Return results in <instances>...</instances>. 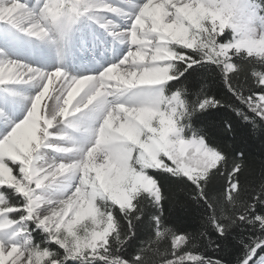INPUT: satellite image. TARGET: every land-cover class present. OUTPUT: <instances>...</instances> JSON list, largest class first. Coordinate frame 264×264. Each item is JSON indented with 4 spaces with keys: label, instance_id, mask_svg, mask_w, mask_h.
<instances>
[{
    "label": "snow or ice",
    "instance_id": "obj_1",
    "mask_svg": "<svg viewBox=\"0 0 264 264\" xmlns=\"http://www.w3.org/2000/svg\"><path fill=\"white\" fill-rule=\"evenodd\" d=\"M226 109L264 130V0H0V264H233L163 179L214 251L264 264V175Z\"/></svg>",
    "mask_w": 264,
    "mask_h": 264
},
{
    "label": "trees",
    "instance_id": "obj_2",
    "mask_svg": "<svg viewBox=\"0 0 264 264\" xmlns=\"http://www.w3.org/2000/svg\"><path fill=\"white\" fill-rule=\"evenodd\" d=\"M196 84L194 91H198L200 87H207L213 94L220 92L222 89L221 82L214 73L197 74L189 84ZM221 117H226L236 121V132L234 136L228 137L224 143L235 149L240 148L246 152L248 171L246 173L249 188H258L262 175H264V130L257 128L255 130L249 128L244 122L239 121L231 113L230 109H226ZM165 189L170 197L171 203L167 205V215L169 219L179 220L184 226L187 233L192 234L195 239L193 243L201 250H207L210 255L223 257L226 261L235 260V249L232 246L225 248L223 252L214 251V246L209 245V236H201L202 231L200 225L204 209L194 204L189 195L190 189L184 186L174 184L168 179H163ZM236 231H241L237 229ZM147 229L142 230L139 234L137 246L143 244L147 239ZM215 239V237H211ZM131 251V250H130ZM134 255L135 253L132 252Z\"/></svg>",
    "mask_w": 264,
    "mask_h": 264
}]
</instances>
